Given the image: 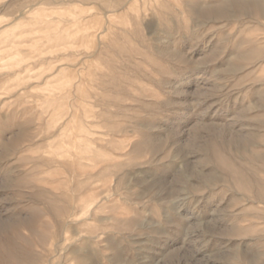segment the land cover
I'll return each mask as SVG.
<instances>
[{
	"label": "rangeland",
	"instance_id": "obj_1",
	"mask_svg": "<svg viewBox=\"0 0 264 264\" xmlns=\"http://www.w3.org/2000/svg\"><path fill=\"white\" fill-rule=\"evenodd\" d=\"M0 264H264V0H0Z\"/></svg>",
	"mask_w": 264,
	"mask_h": 264
}]
</instances>
